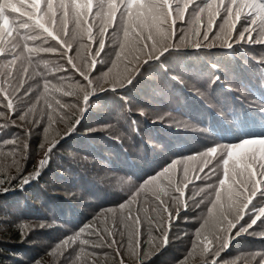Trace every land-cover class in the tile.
Masks as SVG:
<instances>
[{
    "label": "snow or ice",
    "instance_id": "1",
    "mask_svg": "<svg viewBox=\"0 0 264 264\" xmlns=\"http://www.w3.org/2000/svg\"><path fill=\"white\" fill-rule=\"evenodd\" d=\"M70 21L74 22L70 38L79 43L75 55L80 56V49L90 53L84 58L83 66L77 65L69 54L72 52L68 42ZM237 22H240L239 28ZM117 30L122 32L123 42L109 53L105 37L116 34ZM41 37L44 39L40 46H29V41L35 43ZM176 40L179 42H173ZM255 45L264 46V0H95V4L94 0H0V55L6 51L12 53L11 65L18 59L26 61L19 69L22 75L18 85L11 84L9 78L15 79L11 72L5 77L12 92L0 83V98L3 108L7 109V112L0 110V119L11 113L24 121L29 113L35 112V104L28 103L26 111L17 113L16 101L31 99L32 86L25 87L24 76L34 63L33 57L40 53L66 59L67 65L87 82L78 85L82 98L77 107L82 117L94 95L90 74L103 63V56L113 55L114 60L105 73L109 86L100 91L117 92L133 86L137 77L147 70L146 66L152 63H159L167 72L166 58L173 53L191 48L207 54L216 48L235 51ZM120 64L123 68L113 72ZM259 64L264 67V58ZM169 78L183 83L179 76ZM42 79L44 93L62 91L47 78ZM261 79L264 81V73ZM72 94L62 91L64 96ZM46 106L49 126L54 122V114L73 107L55 96L46 100ZM261 111L264 112V98ZM8 123L6 121L0 128H6ZM10 123L16 126L15 120ZM32 123L38 124L40 120L33 119ZM79 123L80 119H76L67 135L75 131ZM0 143L15 145L16 141ZM57 143L59 141L49 142L33 172L24 175L17 165V175H0V190H11L13 181L22 188L39 179ZM28 147L25 143L23 151ZM16 152L17 148L13 147V155ZM190 172L195 173L198 181L207 178L204 188L194 194L186 191L192 183ZM4 184L9 187L4 188ZM162 184L165 186L161 187ZM162 195L168 199H162ZM188 201L196 208L201 205L206 208V216L194 234L193 249H199L202 264H223L221 256L235 239L246 232L253 234L249 229L264 224V135L239 136L233 141L214 140L201 150L171 159L159 171L143 179L135 192L122 202L101 209L91 221L62 239L51 250L52 254L64 257L68 264H80L81 260L83 264H100V256L108 253L96 249L107 247L114 258H118V264H125L121 252L125 242L117 236L127 234V245L133 249L138 264H148L154 254L169 245L173 224L188 218ZM146 204L151 205V214ZM109 214L113 221L110 227ZM188 255L191 256L192 251ZM253 260L254 264H264V253L253 254Z\"/></svg>",
    "mask_w": 264,
    "mask_h": 264
},
{
    "label": "trees",
    "instance_id": "2",
    "mask_svg": "<svg viewBox=\"0 0 264 264\" xmlns=\"http://www.w3.org/2000/svg\"><path fill=\"white\" fill-rule=\"evenodd\" d=\"M29 42L32 46H39L32 41ZM243 51L245 49L236 51V54L232 51L225 53V50L216 48L206 54L205 51L197 52L188 48L178 54L168 55L166 58L167 72L160 67L159 63L153 65L157 71H155L156 75L165 86L156 88L152 85L150 96L159 104L158 106L162 107V111L165 109L169 112H177L191 122L207 128L214 136L216 133V138L229 139L233 136L230 121L214 106L221 108L222 112L227 110L233 116V120L241 115L244 118L250 117L255 108L248 106L243 97L238 95L235 87L231 88L224 83L227 78L226 72L233 74L243 89L255 92L256 94L253 95L257 99L264 98V81L261 79L264 71L248 67L247 65L255 62L249 63ZM257 54L252 55L253 61L264 58V51ZM0 63V67H6L4 61ZM214 64L217 67L213 68ZM10 66L13 67L11 64ZM9 72L14 73L12 70ZM8 73H5L3 77H7ZM173 75L195 83L211 95L214 102L205 101L197 91L176 83L169 78ZM217 76L219 80H216ZM9 79L15 82V79ZM5 81L3 78L5 86H9V83ZM28 82L32 84V88L35 82L37 85V81L33 79ZM135 88L117 92L97 91L93 95V100L88 104L89 112L92 108L90 104L93 103L92 105H101L108 112L117 113L116 120L119 121L117 127L120 128V133L93 132L81 118L79 125L70 135L66 133L62 134L59 139L58 136L52 138L53 140L58 139L59 143L56 144L50 162L43 169L39 179L22 188L18 182L13 181L11 190L7 192L0 190V264H36L37 261L45 264L48 257V261L52 264H68L64 257L52 254L51 250L66 236L91 221L101 209L114 206L128 197L122 199L116 197V194H124L122 190L124 184L117 183L116 186H109L97 177L92 167L81 165L82 160L79 158L109 162L115 172L122 174L130 182H142L143 179L153 175L169 162L159 161L158 157L161 158V153L156 152L152 146L158 145V148L170 154H178L180 147H183L187 151L185 155L191 153L192 149H198L194 146L189 150L190 141L202 143L203 140L190 133L193 131L182 134L179 132L180 127L173 125L169 127L166 120L150 121L143 113L131 109L129 106L131 103H139L141 108H147L145 104L148 101L135 95ZM40 92V90L31 91L34 94H40ZM44 95L47 100H50L51 96L56 97V94L51 93ZM16 104V111L19 113L22 103L16 101ZM0 106L3 108V104ZM46 108V105L42 108L45 112L41 115L47 122L48 110ZM105 115L104 112H95L97 120H103ZM110 116L114 117L113 114ZM88 120L90 121V118ZM112 121L115 120L111 119L108 124ZM40 124L42 126L43 123ZM160 126L167 128H160ZM176 129L179 130L176 131ZM149 132L153 134L151 143L143 137ZM44 136L47 137L40 132V137H37L38 145L44 140ZM34 137L33 135L29 139V151L35 146L31 143ZM18 138L19 134L15 130H8V127L0 128V141H16ZM13 147L17 148L15 155L12 153ZM0 156H8L10 158L8 163L14 165L12 170L5 165H0V175L15 176L17 165L23 170L24 175L33 172L41 154L37 151L35 154L29 153L28 158L25 156L23 158L19 155L16 141L15 145L0 143ZM163 186L165 185L162 184L161 187ZM3 187L8 188L9 185L4 184ZM112 222V218L108 217L109 227ZM118 222L119 217H117ZM40 225H45V227H40ZM260 234L264 235V232ZM117 239L125 242V248L121 249L124 261L128 264H138L133 249L127 245V234L123 237L118 235ZM195 250L191 240L185 246L180 258L176 255L168 258L170 261L176 260L173 263L160 258L159 253L153 255L148 264H182V262L188 264L189 258L195 255ZM96 251L108 253V256H100V264H118V258H114L111 249L104 247ZM189 251H192L191 256H188ZM80 264H83L82 260Z\"/></svg>",
    "mask_w": 264,
    "mask_h": 264
},
{
    "label": "rangeland",
    "instance_id": "3",
    "mask_svg": "<svg viewBox=\"0 0 264 264\" xmlns=\"http://www.w3.org/2000/svg\"><path fill=\"white\" fill-rule=\"evenodd\" d=\"M95 4V0H94ZM98 23V21H97ZM179 21L177 22L179 26ZM185 30H187L188 26L185 24ZM237 27H240V22H237ZM69 28V37H68V42L72 46V52L69 54L73 56L74 62L79 65L83 66L84 64V58L86 56H89L90 53H88L85 49H80V56L77 57L75 55V50L79 47V43L76 41L71 40L70 34L72 29L74 28V22H69L68 25ZM95 31V29H94ZM111 29H109V33H111ZM179 33H177V36ZM116 36V38H115ZM44 39V37H41L40 40H37L35 44L39 45L41 44V41ZM106 39V47L109 53L112 52L113 49H117L119 47V44L123 42V35L120 30H117L116 34L114 35H107L105 37ZM194 39V38H193ZM87 43V40L84 41ZM173 42H179L178 40L173 41ZM29 46L30 42H29ZM236 51L240 50H235L232 51L233 53L236 54ZM261 51H264V46L260 45H255L245 47V51L242 53L245 54V56L248 59V62H255V63H250V65H247L250 68L254 69H261L264 71V67L260 66L259 59H256L255 61L252 60V55H258L257 53H261ZM231 51L225 50V53H230ZM224 53V52H222ZM12 53L10 52H5V54L0 55V61H4L5 64L4 66L6 67H0V81L3 82V75L5 73H8V71L12 70L14 73H12V77H15V82H11L12 85H18L22 73L19 71L21 68V64L24 63L26 64V61H22L20 59L17 60L15 65H12L13 67L10 66V59H11ZM114 60L113 55H107L103 56V63L98 65L96 70L93 71L90 74V79L92 80V89H94V95L97 91H100L101 88H107L109 85L107 83L109 77L105 76V73L108 71V68L112 66V61ZM33 65L28 67V74L24 76V79L26 80V85H31L32 84L28 81H37V85L35 82V86L33 85V88H31V91L33 90H40V94H34L31 93V99H24L23 102H21L20 106V111L24 112L26 111L25 105L28 103H34L35 104V112L34 113H29L28 116L24 121H20L18 116H14L11 113H8L6 118L0 119V125L5 124L6 121H8V130H12L19 134V138L16 140L17 141V147L19 151V155L22 156L23 158H28L29 153H36L37 151L40 152L41 156L40 159L43 158L44 152L47 146H49L50 141H54L52 138L59 137L62 134L68 133L70 125H72L76 119H83L86 123V126H89L92 130L91 131H101V132H114V133H120V128L117 127L119 121L116 120L117 113H111L103 109V107L99 104L97 105H92L93 103L90 104L92 106L91 112L88 111V105H87V110L84 112L83 116L81 117L78 107H77V102L81 100L82 98V92L80 91V88L78 85H85L87 82L83 80V78L79 75L78 72L74 71L71 69L70 65H67L66 59H61L58 55H53V54H46V53H40L36 56L33 57ZM47 61V63H45ZM1 64V63H0ZM155 63L150 64V66H146L147 70L143 71L142 75H139L137 79L134 81L133 86H129L125 88L126 90H132L134 87V93L135 95H139L142 97L144 100H147L146 107L147 108H141L139 103H131L129 106L131 109L137 112L143 113V115L150 121H158V120H166L167 125L169 127L171 125L173 126H178L180 129L179 132L182 134L184 133H189L187 131H193L190 132L194 134V136L198 137L199 139H203L202 143L201 142H195L193 143L190 141V147L193 148L194 146H197L198 149H192L191 152L195 150H201L204 145L206 144H211L213 143L214 140L220 138H216V133L215 136L214 134L208 130L207 128H204L203 126H199L190 120L186 119L179 113L175 112H169L167 110L162 111V107L158 106L159 104L153 100L150 96V91L152 85L156 88H161V86H165L162 80L158 78L156 75V70L153 67ZM60 65H63L62 68H59ZM59 68V70H58ZM123 68V65L120 64L118 65L117 69H113V72L120 70ZM67 69V71H65ZM252 70V71H253ZM156 71V72H155ZM34 73H38L34 74ZM227 73V78L224 80V83L227 85L231 86V88L235 87L236 92L238 95L243 97V100L248 104L250 108H255L253 111L252 115L250 117L244 118L243 115L239 116L238 118L236 117V120H233V116L226 112H222L221 108L218 106H214L218 111H221L223 113V116L226 119H229L230 121V127H232V133L233 136L230 137L229 139H222L223 141H233L236 140L239 136H245V135H264V112L261 111V103H262V97L259 99L256 98L253 94H256L255 92H250L247 89H243L240 84H238L239 81H237L234 77L233 74L230 72ZM60 77H64V79H59ZM42 78H47L50 80L53 84H56L58 88L62 89V91H69L73 93L72 95L69 96H64L62 95L61 92H51V94H56V97L61 99L62 102L69 103L73 105L72 108H68L64 110V113H56L54 114V122L49 126L48 120L43 118L41 115L43 112H45V105H46V100L43 91V79ZM183 83L182 85L187 88H191L194 91H197L198 93L201 94L203 97V100L207 101H213V98L211 95L206 93L204 89H201L200 87L196 86L195 83L188 81L186 79L180 78ZM6 83V81H5ZM5 85V84H4ZM8 88L9 92H12V88L10 86H5ZM122 89L121 91H123ZM255 90V89H254ZM258 92L257 90H255ZM44 93V94H43ZM39 96L40 99L37 100L36 97ZM1 99V98H0ZM93 100V96L90 97V102ZM42 101V104H41ZM3 100L1 99L0 104H3ZM82 106V105H81ZM39 108V110H38ZM47 109V108H46ZM0 110L7 112V109L1 108ZM38 110V111H37ZM48 110V109H47ZM95 112L96 113H106L104 116L105 118L103 120H97L95 118ZM114 115L110 116V115ZM48 116V112H47ZM63 116V119L60 117ZM90 118V121L88 120ZM223 118L226 122V119ZM33 119H39L40 123L42 122V126L40 123L33 125L32 121ZM81 119V120H82ZM111 119H114L115 121L110 122L108 124V121H111ZM11 120H15L16 126L12 125L10 123ZM118 122V123H117ZM159 125V124H158ZM38 126H40V131L37 130ZM78 126V125H77ZM76 126V127H77ZM154 126V125H152ZM167 128L164 126H160V128ZM47 130L45 131V129ZM156 128H158L156 126ZM173 128V127H172ZM26 130H28V134L26 135ZM40 132H43V135H46L47 137L45 138L44 136V142L42 141L39 145L37 144L38 142V136L40 137ZM166 132V131H164ZM150 133V134H149ZM145 133L143 137L151 143V139H153V134L151 132ZM35 136L33 139V143L35 146L32 147V150H30V147H28V150L25 152L23 151V146L25 143L29 145V139L31 136ZM150 136V137H149ZM43 138V137H42ZM57 139V140H58ZM55 140V141H57ZM41 145H44L45 147H41ZM156 152L161 153V158L158 157L159 161H162V163L171 161V159L178 158L179 156L185 155L187 151L183 149V147H180V152H177L178 154H170L167 153L164 149L158 148V145L152 146ZM188 150V151H189ZM26 153H28L26 155ZM180 153V154H179ZM26 155V156H25ZM25 156V157H24ZM39 159V160H40ZM81 159L82 164L86 165L87 167H92L95 170V173L99 179L107 183L109 186H116L117 183H121L122 185L124 184L122 190L124 191V194H116V197H119V199L126 198V196L130 195L132 192H135L137 186L139 185L140 182H130L127 180L125 176L120 175L118 172H115L113 169V166H110L109 162H101L96 159H84V158H79ZM10 161V158L8 156H0V165H5L8 169L12 170L14 165L11 163H8ZM35 170V169H34ZM201 175H203L201 173ZM126 178V179H125ZM190 178L192 180V183L190 184L189 188L186 190L189 194H194L200 191L201 188H204L205 182L207 178H205V181H198L196 179L195 173L190 172ZM126 180V181H125ZM197 188V190H196ZM207 191V189H205ZM125 195V196H124ZM162 199H168L167 197L161 196ZM195 199H199V196H194ZM187 199V197H185ZM189 203V208L187 210V219L181 218L180 220L176 221L173 224V227L170 232V243L167 246L166 249L163 251L159 252L160 253V258L169 260L168 258L171 256H178L179 258L183 255L182 252L187 245L188 242L191 240L193 241L194 239V233L196 230L200 227V224L202 223V218L206 216V208L204 205H201L200 208H196L194 206H191V201H188ZM145 207L149 209V214H151V205L146 204ZM185 214L183 206L181 207V216L183 217ZM108 217L112 218L111 214L108 215ZM107 217V218H108ZM103 219V218H102ZM247 219V217H245ZM243 223V221H241ZM239 227V225H237ZM235 231V230H233ZM249 232L253 233L251 235L248 234V232L242 234L239 238L235 239L231 247L222 254L221 260L223 264H254L253 260V254L255 253H264V235L260 234L264 232V224H258V226H254V229H249ZM259 233V236H257ZM168 251V252H165ZM188 251V250H187ZM186 251V252H187ZM158 253V254H159ZM158 254H154L158 255ZM194 256L192 255L189 258L188 264H202V257L200 255L199 249H196L194 251ZM108 256V255H107ZM189 256V255H188ZM153 257V256H152ZM154 259V258H153ZM49 260V257L47 258V261ZM45 261V264H52L51 262ZM170 261V260H169ZM176 260H171L170 262H174ZM54 264V263H53ZM125 264H128L125 262Z\"/></svg>",
    "mask_w": 264,
    "mask_h": 264
}]
</instances>
